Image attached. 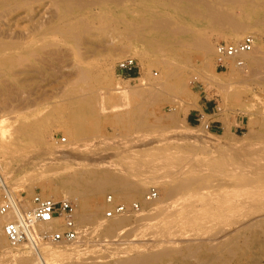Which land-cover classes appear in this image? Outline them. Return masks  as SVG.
<instances>
[{
  "label": "rangeland",
  "instance_id": "1",
  "mask_svg": "<svg viewBox=\"0 0 264 264\" xmlns=\"http://www.w3.org/2000/svg\"><path fill=\"white\" fill-rule=\"evenodd\" d=\"M260 1L259 3L264 4V0ZM139 3H143L154 15H166L169 13L174 15V10L168 7L171 3H175L179 7L185 6L180 0H123L118 6H110L111 10L109 12H100L98 7H93L84 9L80 14L74 13V15H79L81 16L80 18L83 19H85L86 15L92 16V18L90 17L91 20L89 19L92 27L91 37L89 38V36H87L89 42L80 45L79 49L82 53L85 51L88 52L83 55L84 60H81V65H83L87 71L95 74L101 84L100 87L102 89L95 92L96 98L98 101L101 100L105 103L106 106H112L117 102L116 99L121 97L119 93L121 88H136L144 82L157 84L160 83V77L162 78L161 82H168L167 73L157 62L170 61L174 65L175 72L182 74V88L186 91V95L189 97L188 100L184 99L183 103L180 102L181 98H178L176 93L171 89L162 90L158 93L151 92L150 94L147 93L136 96L133 98V101L127 102V104H129L125 111L128 115L122 124H116L113 121H101L98 131L90 137L88 136V141H86V143L90 145L76 148L77 145L70 144L74 141L72 137L67 135L68 129L63 119L54 112V108H57L54 106L60 105V98H58L60 96V89L63 84L70 79L68 76L73 72L74 66L79 64L77 61L78 59L70 52L69 45L66 43L60 45L59 48L61 53L59 56L52 57L46 62L47 65H44L42 68L41 75H30L33 81L35 80L37 83L43 79H46V81L41 83V92H35L28 97V101L32 102L28 108L21 109L19 103L16 101L4 103L0 96V109L3 106H7L9 111L8 114L0 112V134L11 130L12 127L17 126V123L25 118L30 121L49 118L48 122L44 121L40 123L38 121L39 125L35 126L40 137L38 144L28 148L26 152H13L7 156H2L0 154L1 179H4L3 182H6V185L14 196H16V199H22L24 202L29 203L33 195L42 196V186L50 181L41 174L45 166L52 164L58 168L55 174L57 176L62 175L59 168H61L63 164L60 161L54 160L56 151H62L69 157L75 155V150L80 152L78 158H71L66 161L69 165H72L70 167H73V169L85 170L86 172H92L93 170L103 171L106 170L107 167H101V165L105 166L113 163L110 171L125 175L131 180H141L146 183L145 194L143 193L140 197L136 198L130 197L128 200L116 199L112 193L105 192L100 200L104 207L100 211L98 217L95 220L81 225L83 233L79 243L66 246H48L41 250V254L49 256V258L47 257L48 264H59L55 263L54 260L60 257L67 259L80 257L81 259H88V262L91 260V262L96 264L108 262L113 264L118 260L132 258L137 254L161 251L168 245V240L171 239L177 226L182 225L186 221H193L197 227L208 225L213 229H215V223L219 229L229 226L226 228L228 232L235 229L237 226L235 223L240 221L238 218L236 220L234 219L233 224H228L224 227V224L227 223L225 213H230L232 210H240L242 208V206H236L237 199L242 190L234 192V190L230 188L223 189L224 191H222L224 193H229H226L227 197H225L224 195L226 194L222 193V191H220V194L213 193L210 195L207 189L202 188L197 192H184L177 199L170 201L173 205L181 204L193 200L195 196L198 195H201L203 200L204 198L206 199L202 201L204 202L203 204L202 202L200 203L202 205L197 203L196 207L193 206L189 208L187 213L184 214L185 216H182L180 220L174 221L172 219H167L166 222L158 224L159 233L150 237L145 234V229L149 228L148 226L154 223L153 220L152 222H148L147 226L145 225L146 223L142 225L143 227L141 225H139V227L136 226V219L146 210V206L141 204L140 199L152 191L157 193V197L153 201L162 197L161 189L158 185L160 182L175 179L185 171H188L195 163H199L205 167L204 175H207V173H217V175L223 176V174H225L223 170L222 173H220L217 169H213L212 164L220 165L224 170L228 168L229 172L231 170L243 168L248 165L245 158L247 150L254 152L256 156L260 157L259 154L262 152L259 153V150L254 148L257 147L262 133H264V87L256 85L254 82L259 76L258 74L264 75V70L255 69L257 74L253 76L250 68L245 70L250 72H248V74L243 73L244 70H240L242 75H248L246 78L250 75V78L244 84L238 83V81H240L239 78L236 84H234V82L231 84L230 82L226 88L228 94L226 93L225 95L218 89L217 85L210 83L209 80L216 83H229L230 70L232 69L220 70L216 68L213 58L210 60L208 68L204 69L195 51H191L188 55V60L182 62L177 57L178 52H176V56L173 57L171 54L167 53H154L149 48L146 44L147 40L155 38L156 32L149 29H137L138 26L135 25V22H138L137 19L139 18H144V15L137 11ZM10 13L11 17L9 24L14 31L34 30L35 33H38L44 30V28H49L54 24L61 26V21L58 19V12L48 0H40L31 3L25 8H15ZM102 14H105L109 20L106 23V31L100 29L101 23L98 17ZM233 14L236 17L240 16L237 10H235ZM242 19L250 23L251 27L246 33L232 39V41L225 38L228 33L227 26H197L195 31H197L199 36L204 40L209 42L213 49L218 42H238L244 36L250 34L254 36L256 46L264 52V10L260 9L253 13L250 12L247 14V17ZM44 21H47L46 24ZM123 22H128L130 24L127 26L122 24ZM179 39H181V36H179L177 40H170V38L163 36V40L174 43L179 42L180 44L182 40ZM182 46L177 45L176 51L185 50ZM126 58L135 59L137 65L136 72L117 73L115 70L116 63ZM201 73H205L206 79L200 76L202 75ZM233 77L237 79L238 76ZM139 78L141 81L136 80ZM234 91L238 92L236 100H232L229 96ZM23 96L25 97L24 94H22V97ZM50 96L53 98L45 100ZM179 102L180 104L178 105ZM202 102H207L211 105V117L219 122L220 128L215 133L210 128L207 117L201 121L207 124V129L205 127L204 130H201V122L196 126L187 124L188 116L192 115L194 110L197 109L198 104ZM174 110L179 111L175 123L171 119L172 113L175 112ZM10 111L14 112L12 113ZM118 113L123 114L124 112L120 109ZM112 114L114 113L109 111L103 117L109 119ZM129 117L131 119H129ZM140 121L144 123V130L136 129V126L133 125L135 123L138 124L137 122ZM191 134H193L198 141H192L193 139L191 138L183 137L185 135L193 136ZM62 139H64L65 142L61 143ZM184 140L186 141L184 142ZM165 141L166 143H164ZM0 142H2L1 137ZM98 144H102L104 147L110 146L117 148L119 153L125 155V158L128 157L126 158L127 160L132 157H142L144 158L143 160L147 162L140 163L133 168H122V165H115L116 163L114 164L112 157H110V154L115 155V150H110V152L105 150L102 155H99L100 157L92 155L90 153L91 150ZM70 146L73 148V151ZM158 148L160 150L168 149V153L173 156L179 155L180 152L178 151L180 149H190V151H193H191V155L195 156L185 163L174 164L168 159L148 161V155L150 153L161 152ZM53 150H55V152ZM249 154L251 155L252 153L250 152ZM249 154L247 157L250 156ZM254 154L252 155L256 157ZM251 156L249 158L254 159L253 156ZM73 164L77 166H73ZM99 164L101 165L99 166ZM113 165L115 166L113 167ZM168 169H171V171ZM229 189L233 191L231 192ZM258 192V199L254 197L256 200L252 198V201H250L253 202V204L260 201L257 203V207H262L260 204L264 205V200L261 202L260 199L262 198L259 199V197L262 195L261 192L264 193V190H258L257 193ZM221 194L223 195L222 198L225 197L224 202L221 198ZM107 195H112L116 203H139L142 209L138 213L124 215V217L128 216L131 222L120 226L111 235L105 236L102 234V227L108 225L112 221V219H104V212L106 210L104 200ZM59 200H63V198ZM67 200L76 206L75 199L69 198ZM240 213L242 214V211ZM214 238L215 237H207L205 235L190 239L194 244H198L201 241L206 245L210 241L215 244L217 240L214 241ZM256 240L257 244L253 248L240 247L230 254L227 253L226 250H209L204 252L203 248L190 253H194L193 257L196 263H198L200 258H209L216 254L220 258H225V264H264V224L258 229ZM174 245L175 243L172 244V246ZM180 246L182 245L177 244L175 248ZM6 253H10V256L4 255ZM20 253L30 257L34 256L26 246H21V248H10L6 243V246L0 253V264H17L16 257ZM104 256H107V259H103ZM154 264L176 263L169 260H162Z\"/></svg>",
  "mask_w": 264,
  "mask_h": 264
},
{
  "label": "bare ground",
  "instance_id": "2",
  "mask_svg": "<svg viewBox=\"0 0 264 264\" xmlns=\"http://www.w3.org/2000/svg\"><path fill=\"white\" fill-rule=\"evenodd\" d=\"M38 1L40 0H0V96L4 103L16 101L19 103L21 109L30 106V103L32 102L28 101V97L35 92L40 91L42 89L41 83L46 81V79H43L37 83L35 80L33 81L30 75H41L42 68L44 65H47L46 62L50 58L60 55L61 51L59 47L63 43L69 45L70 52L78 59L77 61L79 64L74 66L73 72L68 76L70 79H68L60 89V96L58 97L60 98V105L54 106L57 107L54 108V112L57 116L59 115V117L63 119V122L68 129L67 135L72 137L74 141L70 144L77 145L76 148L90 145L86 143V141H88V136L90 137L98 131L101 121H113L116 124H122L128 115L125 111L129 104H127V102L133 101V98L136 96L147 93L150 94L151 92L158 93L162 90L171 89L176 93L178 98H181L180 102L183 103L184 99L188 100L189 97L186 95V91L182 88V74L175 72L172 62L159 61L157 63L167 73L168 82H161L162 78L160 77V83L157 84L144 82L136 88H121V91L119 92L121 97L116 99L118 103L116 102L112 106H106L101 100L98 101L95 92L102 89L100 87L101 84L95 74L87 71L84 66L81 65V60H84L83 55L88 52L85 51L82 53L79 49V46L89 42L88 40L91 37L92 27L90 25V20L92 16L86 15L85 19H83L80 18L81 16L79 15H74V13L80 14L84 9L93 7H98L100 12H109L111 10L110 6H118L123 0H48L57 10L61 26L54 24L49 28H44V30L38 33H35L34 30L14 31L9 24L11 17L10 12L15 8L28 7L29 4ZM259 1L260 0H180L181 3L185 4L184 7H179L175 3H171V5L168 6L169 9L174 10L173 13L175 16L170 13L166 15H154L143 3H139L137 11L140 14H143L144 18L137 19L138 22H135V25L138 26L137 29H149L156 32V37L148 39L146 43L154 53H167L174 57L176 56V52H178V59L182 62H186L189 53L195 51L202 67L206 69L209 66L210 60L212 58L215 60V51L212 45L199 36L197 31H195L196 27L227 26L228 33L225 38L232 41V39L240 37V35L246 33L251 27L250 23L242 18L247 17V14L250 12L253 13L260 9L264 10V4L259 3ZM235 10L239 12V17H236L233 14ZM98 19L101 23L100 29L106 31V23L109 21L108 17L105 14H102ZM122 24L129 26L130 23L123 22ZM85 36L87 40L85 39ZM87 36H89V38ZM163 36L170 38V40H177L178 37L181 36V39L179 40L182 41H180V44L179 42L174 43L166 41L163 40ZM177 45H183L182 47L185 48V50L176 51ZM243 59L245 64L243 68L230 70L229 83H216L209 80L210 83L217 85L218 89L226 95V93L228 94L226 88L230 82L231 84L233 82L236 84L239 78L240 81H238V83L240 82V84H244L250 78V75L248 78H246L248 75H242L240 70H244L243 73L248 74L249 71L245 70L250 68L253 73L252 76L257 74L256 70H264V52H262L256 44L254 45L252 52L244 55ZM201 74L202 75L200 76H202L203 79H206L205 73ZM258 75L257 78L255 77L256 79L254 82L256 85L264 87V75ZM233 76L238 77L236 79ZM136 80L141 81L140 78ZM22 94H24L25 97H22ZM229 96L232 100H236L238 92L234 91ZM51 98L53 97H47L45 100ZM120 109L124 112L123 114L118 113ZM109 111L114 114H112L109 119H105L103 116ZM0 112L8 114V107H1ZM10 112L13 113L14 111ZM178 114L179 111L176 110L171 115V119L174 123L177 121ZM129 119L131 118L129 117ZM38 121L40 123L44 121L48 122L49 118H43ZM38 121H30L25 118L17 123V126L12 127L11 130L0 134L2 141L0 142V154L2 156H7L13 152H26L28 148L38 144L40 137L38 135V130L35 128V126L39 125ZM141 121L137 122L138 124L135 123L133 125L136 126V129L144 130L145 126ZM206 125V123L202 122V126H200L201 130H204ZM183 137L191 138L193 139L192 141H198L194 135H185ZM185 141L186 140H184V142ZM164 143H166V141ZM109 147L110 146L104 147L102 144H98L90 153L98 157L99 155H102L105 150L108 152H110V150H115V155L109 153L111 155L109 156L112 157L114 164L116 163L115 165H122V168H133L140 163L147 162L144 161V158L142 157H132L127 160L126 158L128 157L125 158V155L119 153L117 148ZM70 148L73 151L71 146ZM254 149H258L259 153L262 152L259 154L260 157L256 156L254 152L247 150L245 158L248 165L237 170L229 169L232 172H229L228 168H225L226 170H224L222 166L212 164V168L217 169L220 173H222L223 170V173H225L223 176H219L217 173H207V175H204L205 167L199 163H195V165L188 171H185L175 179L160 182L158 185L160 186L162 197L156 201L152 200L150 202H145L144 195L140 200L141 204L146 206V210L142 212V215L140 214L138 219H136V226L138 227L145 223L147 226L148 222H152V220L154 221L153 224L148 226L149 228L145 229V234L150 237L160 232L158 224L166 222L167 219H172L174 221L180 220L182 216H185L184 214L187 213L189 208L193 206L196 207L197 203L200 204L202 201L206 200L205 198L203 200L202 196L198 195L195 196L193 200L173 205L170 201L177 199L182 193L187 191L197 192L198 190L205 188L209 194L212 195L213 193L220 194V191L223 189L230 188L233 189L234 192L242 190L236 203V206H242L240 209L242 214L240 213V210H232L230 213H225L227 223L224 224V227L228 224H233L234 219L236 220L238 218V220H240L238 222L239 224L235 223V225H237L235 229L228 232L226 228L229 226L219 229L217 228L216 223L214 224L215 229L208 225L197 227L193 221H186L182 225L177 226L171 239L168 240V245H166L161 251L137 254L126 260H118L113 264H154L162 260L173 261L176 264H225V258H220L216 254L209 258H200L198 263H196L193 257L194 253L190 252L203 248L204 252L209 250H226L227 253L230 254L235 250H238L240 247L253 248L257 244L256 236L258 235V229L264 224V205L260 204L262 207H257V203L260 201L254 204L251 202V199L254 197L258 199V190H264V155H262L264 154V133H262L260 142ZM53 151L55 152V150ZM75 151V155L70 157L62 151L55 152L54 160L60 161L63 164V166L59 168L62 175L57 176L55 174L58 168L52 164L45 166L42 169L41 174L50 181L42 186L41 195L42 197L52 199L53 201L62 198L63 200L69 198L75 199L77 224L80 229H82L81 225L95 220L98 217L100 211L104 207L100 200L105 192L112 193L116 199L119 200H128L130 197H140L144 193L146 189V183L144 181L138 179V181L131 180L125 175L110 171L113 163H111V165L104 163L110 166L99 164L101 167H107L106 170L103 171L93 170L92 172H86L85 170L73 169V167H70L72 165H69L66 161L71 158L74 159L79 157L80 152L78 150ZM160 151L161 152L150 153L148 155V161L168 159L174 164L185 163L195 156L191 155L193 151L191 150V152L190 149H180L178 151L180 154L175 156L170 155L168 149ZM250 152L256 156L254 157L251 154L254 159L249 158L251 156L249 154ZM248 154L250 156L247 157ZM115 165H113V167ZM73 166L77 165L73 164ZM168 170L171 171V169ZM3 181L4 179H1L0 175V183L6 185V182ZM223 191L222 193H224ZM261 194L264 195L262 192ZM262 195L259 197V199L262 198L260 199L261 202L264 200V196ZM222 196L223 195L221 194V198ZM224 196L227 197V194ZM225 197L222 198L223 202ZM203 203L204 202H202V204ZM5 222L6 218L0 217L1 251L6 246V240L2 231ZM130 222L131 220L128 216L124 217V215H122L114 217L108 225L102 227V234L105 236L111 235L120 226ZM53 228L54 226L52 224L40 227V229ZM205 235L207 237H215L213 240H217V242L215 241V244H213V242L211 243L210 241L206 245L201 241L198 244L191 242L192 238ZM173 243H175V245L181 244L182 246L175 248V245L172 246ZM19 248H21V246H19ZM30 252L34 255L32 251ZM9 254L10 253H6L4 255L10 256ZM47 257L49 258L48 255L45 256L41 253L39 255H34L33 257L20 253L17 255L16 261L18 262L17 264H48ZM103 259H107V256H104ZM54 262L59 264H96L91 262V260L88 262V259H81L80 257L74 259L60 257L55 259Z\"/></svg>",
  "mask_w": 264,
  "mask_h": 264
},
{
  "label": "built area",
  "instance_id": "3",
  "mask_svg": "<svg viewBox=\"0 0 264 264\" xmlns=\"http://www.w3.org/2000/svg\"><path fill=\"white\" fill-rule=\"evenodd\" d=\"M255 45L253 35H246L238 42H218L215 44V65L220 70L241 69L244 67L243 56L252 52ZM137 65L133 58H126L116 63L115 70L136 72ZM208 126H206V129ZM65 142L64 139L61 143ZM1 201L0 217L6 218L3 235L10 248L26 246L34 255H39L47 246H65L79 243L82 229L78 227L76 206L68 200L52 199L33 195L30 202L16 199L9 187L0 183ZM157 193L149 192L144 196L145 202L155 200ZM104 204V219L138 213L141 205L116 203L112 195H107ZM54 226L53 229H40L43 225Z\"/></svg>",
  "mask_w": 264,
  "mask_h": 264
},
{
  "label": "crops",
  "instance_id": "4",
  "mask_svg": "<svg viewBox=\"0 0 264 264\" xmlns=\"http://www.w3.org/2000/svg\"><path fill=\"white\" fill-rule=\"evenodd\" d=\"M134 76V75H132ZM211 112H212V108L211 105L207 102H202L200 104H198L197 109L194 110L193 114L188 116L187 118V124L188 125H199L200 122L202 120L205 119V117L208 118V122L210 124V128L212 129V131L215 133L218 131L219 127V122H217V120H214L211 117ZM202 124V122H201Z\"/></svg>",
  "mask_w": 264,
  "mask_h": 264
}]
</instances>
